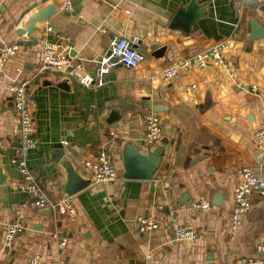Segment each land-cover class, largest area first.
Masks as SVG:
<instances>
[{"label":"crops","instance_id":"obj_1","mask_svg":"<svg viewBox=\"0 0 264 264\" xmlns=\"http://www.w3.org/2000/svg\"><path fill=\"white\" fill-rule=\"evenodd\" d=\"M42 1L0 0V44L20 45L0 82V159L10 179L0 184V264H29L36 255L39 264H246L259 255V246L264 257V197L251 195L238 227L230 219L240 170L264 173V154L254 138L264 116V37L250 38L251 19L264 27L262 0H196L204 13L189 34L171 21L191 0H66L68 9L64 5L40 27L37 43L22 45L16 22ZM48 26L53 30L47 33ZM45 37L59 43L73 64H83L95 83L119 37L137 41L144 59L136 67L113 64L96 90L68 73H37ZM219 42L234 75L209 64L164 78L172 63ZM25 65L31 66L26 77L39 138L27 162L46 195L54 201L65 193V170L53 158L57 148L87 175L86 160L104 150L117 171L114 181L94 182L69 197L74 218L31 207L30 195L13 183L19 180L11 162L20 145L19 118L7 101ZM113 110L121 115L108 123ZM148 111L170 120L154 145L145 142ZM129 141L145 154L162 149L153 179L123 177V144ZM201 200L210 207L192 205ZM171 210L194 225L195 239L173 240ZM140 216L155 218L159 227L140 232ZM16 221L25 229L8 250L6 230Z\"/></svg>","mask_w":264,"mask_h":264},{"label":"built area","instance_id":"obj_2","mask_svg":"<svg viewBox=\"0 0 264 264\" xmlns=\"http://www.w3.org/2000/svg\"><path fill=\"white\" fill-rule=\"evenodd\" d=\"M65 7L68 9V3ZM258 11L264 14V0H262V5L258 8ZM52 30V26L47 27V33ZM133 43V41H130L126 37H119L112 42V54L102 59V65L98 71L99 81L95 83L94 76L89 73L83 64H73L70 56L62 49L59 43L49 41L45 37L42 60L36 68L37 73L40 75H45L49 72L68 73L84 85H96V90H98L104 84V75L114 64L110 61L111 56L117 59V64L126 67H136L144 59L141 47L134 48ZM19 47L20 45L17 42L0 44V82L5 76L7 61L16 55ZM224 48L225 44L219 42L194 55L183 57L167 67L163 72V76L165 79H172L181 71L193 67H206L209 64L224 66L230 75H234L235 71L231 65L225 62L223 55ZM29 84L30 79L25 77L11 87V94L15 101L14 110L19 118L20 137V145L16 154L11 159V162L19 173V180L13 183L30 195L31 207L36 209L49 208L56 215H67L70 218H74L76 209L71 199L63 196L58 200H51L41 188L28 166L27 159L30 150L39 145L33 115L36 101L29 93ZM255 89L256 86L252 85V91ZM143 121L146 144L154 145L158 143L162 139L164 132V125L161 123L160 116L155 112L148 111L144 113ZM111 134H114V131H111ZM254 138L257 149L264 154V116L260 127L255 132ZM85 166L95 183H109L117 178V171L113 161L104 150H100L96 155L90 156L86 160ZM253 193L264 197V173L250 167H243L239 172V181L234 191V204L230 215L233 228L241 225L243 216L250 210L251 195ZM192 205L195 208L210 207V203L206 200L195 201ZM159 208L163 209L164 207L159 206ZM169 217L174 241L193 240L197 237V231L193 224L182 223L173 210L169 212ZM137 223L140 232H150L159 227V223L155 218L140 216ZM24 229L25 225L22 221H16L8 225L5 235L6 249H12L16 235ZM53 237H56V235H53ZM66 243L67 239H62L60 242L61 246L66 245ZM257 252L259 255L247 258L245 263L264 264V257L261 256L263 248L259 246ZM39 262L40 256L36 255L30 260L29 264H39ZM47 264H62V262L59 259H51Z\"/></svg>","mask_w":264,"mask_h":264},{"label":"water","instance_id":"obj_3","mask_svg":"<svg viewBox=\"0 0 264 264\" xmlns=\"http://www.w3.org/2000/svg\"><path fill=\"white\" fill-rule=\"evenodd\" d=\"M66 0H43L40 4L34 3L28 9H26L16 22L15 31L19 37V42L22 45L36 44L38 41V33L40 27L43 24L50 22V20L64 7ZM204 13V8H198L196 0H191L189 5L181 6L175 13L172 21V28H179L185 34H189L192 28L201 18ZM251 39H258L264 37V27L256 20L251 19ZM134 48L139 47V43L134 41ZM163 51V50H161ZM160 51V52H161ZM112 54L110 50L108 56ZM110 61L117 64V59L113 56L110 57ZM31 68L29 65H25L20 77L23 79L26 77L27 71ZM21 81V80H20ZM19 81V82H20ZM7 106L15 109V101L13 96L7 101ZM157 112H163L164 108H157ZM116 110L111 111L108 118V123H112L118 117H120ZM167 116L161 117V123H169ZM162 149L156 148L153 152L145 154L140 151L137 144L132 141L123 144V177L126 178H141V179H153L155 170L161 164ZM0 153H3V147L0 146ZM53 158L60 163L61 167L65 170L66 181L64 183V196L71 197L78 191L92 185L95 181L91 175H87L84 171L77 168L72 159L66 154L63 148H57L54 150ZM8 174L5 172L3 164L0 159V184L9 182ZM48 212V211H46Z\"/></svg>","mask_w":264,"mask_h":264}]
</instances>
